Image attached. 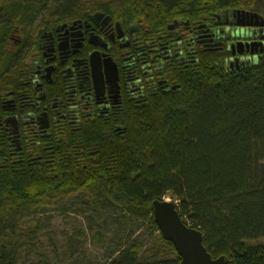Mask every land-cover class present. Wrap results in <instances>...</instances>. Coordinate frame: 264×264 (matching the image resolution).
Returning a JSON list of instances; mask_svg holds the SVG:
<instances>
[{"label":"trees","instance_id":"1","mask_svg":"<svg viewBox=\"0 0 264 264\" xmlns=\"http://www.w3.org/2000/svg\"><path fill=\"white\" fill-rule=\"evenodd\" d=\"M80 7L168 31L175 21L264 12V0H0L1 72L14 59L4 47L15 28L26 31L38 16ZM215 63L202 59L195 75L178 74L177 91L69 131L54 141L53 165L9 166L0 140V264L53 263L43 247L53 238L43 241L39 219L51 210L84 217L92 232L116 226L103 228L113 240L104 230L94 237L101 247L111 242L104 264H181L152 210L169 196L214 260L264 264V244H253L264 239V62L239 73ZM22 65L1 77L19 79ZM76 251L64 253L74 259Z\"/></svg>","mask_w":264,"mask_h":264},{"label":"flooded vegetation","instance_id":"2","mask_svg":"<svg viewBox=\"0 0 264 264\" xmlns=\"http://www.w3.org/2000/svg\"><path fill=\"white\" fill-rule=\"evenodd\" d=\"M237 11L208 23L175 21L165 31L150 24L141 29L99 7H80L68 15L38 16L26 31L15 28L4 47L14 59L3 72L0 63L5 162L53 165L55 140L179 90L178 74L195 75L202 59L231 73L261 64L264 12ZM22 64L26 73L19 79L1 77Z\"/></svg>","mask_w":264,"mask_h":264},{"label":"rangeland","instance_id":"3","mask_svg":"<svg viewBox=\"0 0 264 264\" xmlns=\"http://www.w3.org/2000/svg\"><path fill=\"white\" fill-rule=\"evenodd\" d=\"M166 200L172 201L171 196L167 197ZM71 202L73 200H69L68 207H71ZM41 223H43L42 230H40L42 234V238H44V242H47L48 237L53 238V245H49V243H44L43 247L48 252L49 256L52 258V264H74L77 261L81 260V262L90 261L93 264H104L105 258L109 252L111 247L110 239L113 240L114 234L105 231V227H111L112 230L116 229V226H101V230L96 226L94 231L92 232L89 229L87 221L84 217L78 216L74 213H68L66 211H58L51 210L48 213H45L41 218ZM104 228V229H103ZM104 230V231H103ZM125 230V228H124ZM123 230V231H124ZM84 231L85 237L80 233ZM103 231L107 233V237L109 241L103 247L94 239L96 233H100ZM128 231V230H126ZM255 245L264 244V239H260L258 241L253 242ZM71 245L73 246L71 248ZM53 248L57 254L56 259L53 257ZM77 250L75 253L74 259L68 258L65 256L64 250ZM25 258L31 259V256H26Z\"/></svg>","mask_w":264,"mask_h":264},{"label":"water","instance_id":"4","mask_svg":"<svg viewBox=\"0 0 264 264\" xmlns=\"http://www.w3.org/2000/svg\"><path fill=\"white\" fill-rule=\"evenodd\" d=\"M237 14L262 19L254 13L237 11ZM152 210L162 237L174 246L182 260L181 264H228L224 257L216 260L212 258L204 246L202 233L183 222L172 201L156 200L152 203Z\"/></svg>","mask_w":264,"mask_h":264}]
</instances>
